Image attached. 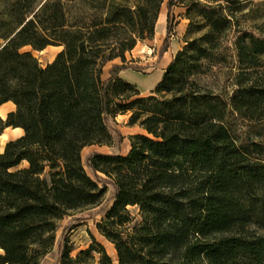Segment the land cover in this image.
Returning <instances> with one entry per match:
<instances>
[{
    "label": "trees",
    "instance_id": "1",
    "mask_svg": "<svg viewBox=\"0 0 264 264\" xmlns=\"http://www.w3.org/2000/svg\"><path fill=\"white\" fill-rule=\"evenodd\" d=\"M165 2L168 37L173 8L185 9V42L143 95L122 72L127 53L155 38ZM243 7L1 0L0 107L15 108L0 114V136L23 134L0 148V264H47L56 245L57 264H115L91 232L73 255V224L58 239L60 220L103 201L100 175L114 196L96 227L119 264H264L263 147L239 144L229 125L264 121V35L242 26ZM49 46L62 50L44 65L34 51ZM126 113L144 131L129 151L85 161L84 148L113 146L111 121Z\"/></svg>",
    "mask_w": 264,
    "mask_h": 264
},
{
    "label": "rangeland",
    "instance_id": "2",
    "mask_svg": "<svg viewBox=\"0 0 264 264\" xmlns=\"http://www.w3.org/2000/svg\"><path fill=\"white\" fill-rule=\"evenodd\" d=\"M243 6V11L239 14L242 26L259 35H264V0H243ZM184 12L185 9L182 6L173 8L170 16L173 30L168 37L167 28L170 22L168 21V5L165 2L158 21L155 38L140 42L135 49L127 53L128 68L122 72V75L135 83L141 89L143 95L152 94L151 91L172 62L175 52L184 45V35L189 22L185 18ZM164 47H167L166 51H163ZM61 50V46H49L43 51H34V54L42 64L46 65ZM115 62L122 63L120 59ZM115 62H111L106 66L105 77H108L109 69ZM14 108L15 106L12 103H7L3 105L0 112L5 115ZM130 115V113L119 114L111 121L116 136L113 146H88L83 150L84 160L86 161L88 155L95 151L111 153L112 151L120 150L126 154L131 148V135L144 132L139 125L130 124ZM229 125L239 144L248 146L252 143H260L263 147L261 157L264 158V121H249L238 116H232L229 119ZM20 134L19 131L12 128L7 130L5 134L0 136V148H3L8 140L17 138ZM256 154L260 155V152H256ZM88 170L92 173L90 169ZM100 177L102 178V184H107L108 188L103 201L97 206L73 211L70 215L60 220L58 239L61 238L62 232L73 224L70 229L71 242L75 248L72 252L73 255H76L81 249L86 248L90 244L91 232L99 241L106 245L115 264H119L114 245L106 240L96 227L97 222L103 216L104 209L111 205L114 196L113 184L106 179L105 175H100ZM58 255V245H56L54 250L45 257V263L57 264Z\"/></svg>",
    "mask_w": 264,
    "mask_h": 264
},
{
    "label": "crops",
    "instance_id": "3",
    "mask_svg": "<svg viewBox=\"0 0 264 264\" xmlns=\"http://www.w3.org/2000/svg\"><path fill=\"white\" fill-rule=\"evenodd\" d=\"M180 48H181V47H180ZM162 75H163V74H162ZM161 77H162V76H161ZM9 103H12V102H9ZM6 104H7V103H6ZM12 104L14 105V103H12ZM4 105H5V104H4ZM2 107H3V105L0 107V109H1ZM0 114H1L2 116H4V117H6V115H7V113H6L5 115H3L1 112H0ZM10 128H11V127H10ZM10 128H7L6 131L9 130ZM12 129H13V130H17V131H19V132L21 133L20 135L23 134V130H22L21 128H19V127H18V128H12ZM6 131H5V132H6ZM4 134H5V133H4ZM1 136H2V135H1Z\"/></svg>",
    "mask_w": 264,
    "mask_h": 264
},
{
    "label": "bare ground",
    "instance_id": "4",
    "mask_svg": "<svg viewBox=\"0 0 264 264\" xmlns=\"http://www.w3.org/2000/svg\"><path fill=\"white\" fill-rule=\"evenodd\" d=\"M117 254V253H116ZM116 257L118 258V256L116 255Z\"/></svg>",
    "mask_w": 264,
    "mask_h": 264
}]
</instances>
